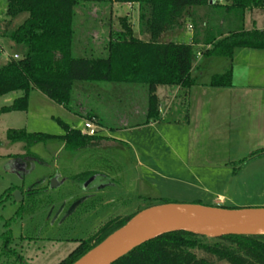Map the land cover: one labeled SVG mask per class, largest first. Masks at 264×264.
Masks as SVG:
<instances>
[{
	"label": "rangeland",
	"instance_id": "rangeland-1",
	"mask_svg": "<svg viewBox=\"0 0 264 264\" xmlns=\"http://www.w3.org/2000/svg\"><path fill=\"white\" fill-rule=\"evenodd\" d=\"M93 4L85 3L77 8L78 12L92 9V14L90 20L86 21L85 28L79 27L82 32L79 30L76 55H104L102 49L109 29L121 28L118 19L120 16L129 17L134 34L140 37L139 11L136 7L121 4L104 8L101 4ZM254 10L256 23L261 25L263 13L261 9ZM249 14L246 16L247 26L251 25ZM212 28L218 30V9L213 11L207 5L192 7L175 27L162 33L157 41L189 43V32L194 36L199 34L204 39ZM89 33L93 35L94 41L88 44ZM142 36L145 40L149 39L147 35ZM86 46V51L80 50ZM95 47L100 50H94ZM199 48L197 44L193 45L196 54ZM23 51L21 45L1 38L0 66L10 57L21 56ZM216 60L220 63L216 64L217 61H214L205 66L203 79L213 71L223 70L226 59ZM73 86L72 98L64 99L73 110L55 99L52 85L36 84L30 93L27 111H12L0 115V197L13 185L24 190L41 189L35 204L36 211L26 214L22 219H12L21 204L15 202L14 197L4 206L0 205V233L5 230L6 221L9 220L14 234L13 245L30 264H58L82 240L95 234L110 219L131 216L162 200L189 204L202 202L203 205L210 206L214 204L215 198L220 197L223 201L219 205L221 208L264 207V156L244 165L239 163L254 150L264 147L261 134L260 139L254 138L249 142L244 140L247 132H240L238 139L228 141L225 132L218 130V137L222 135L218 141L210 137L187 146L186 141L177 138L182 135V131H164V136H176L171 139L168 147L151 129L129 128L144 118L141 112L146 101V88L139 85L140 88L132 89L141 103L139 109L141 106L142 109L137 110L136 105L130 110L131 114L124 117L119 108L114 110L106 104L105 92L114 86H122V89L123 86L131 85L75 82ZM171 88L174 89L175 86L161 85L160 95ZM22 94V91H16L0 97V107L11 104ZM128 100L132 101L131 98ZM179 108L181 99L176 98L174 114L178 113ZM91 110L102 117L106 126L118 128L103 134L130 141L132 146L135 145L136 149L142 151L143 160L156 168L160 175L151 174L139 166L130 148L120 150L108 147L109 140H103L99 146L84 151H69L59 140L29 146L25 142H12L7 138L10 129L61 135L65 133V129L60 121L84 130L86 115ZM124 123L126 127L123 130L121 127ZM100 127L97 125L98 134L102 132ZM144 144L148 145L147 148L141 147ZM146 150H150L156 158L150 160L146 156L149 154ZM112 155L120 160L121 165ZM102 159L107 160L106 163ZM92 166L109 173L114 179L95 178L83 183L79 179H72ZM120 166L122 170L119 177ZM58 175L59 181H55L52 187L51 180ZM82 200H85L84 203L77 208ZM72 206L75 209L70 210ZM197 253L199 256L209 257L203 251ZM209 258L213 260V264H229L214 257Z\"/></svg>",
	"mask_w": 264,
	"mask_h": 264
},
{
	"label": "trees",
	"instance_id": "trees-1",
	"mask_svg": "<svg viewBox=\"0 0 264 264\" xmlns=\"http://www.w3.org/2000/svg\"><path fill=\"white\" fill-rule=\"evenodd\" d=\"M85 3L101 4L104 8H113L115 3L138 4L140 33L149 39L136 36L129 17L120 16L121 28L109 29L102 49L104 55H76L75 47L81 31L79 27L85 28L86 21L91 18L89 14L92 13V9L77 11ZM205 5L213 11L218 9V30L212 28L204 39L197 34L192 43L157 41L162 33L175 27L190 8ZM257 8L264 9V0H0V39L10 40L24 49L21 56L10 57L0 66V97L16 91L23 92L11 104L0 107V115L27 111L30 93L36 84L52 85L55 99L73 110L64 102L66 97L72 98L73 83L90 82L131 85L123 86L125 88L140 85L146 88L147 110L142 124L160 120L157 88L173 85L188 90L196 84L192 75L196 56L194 44H203V53L208 57L228 59H232L238 47L264 49V30L245 26L246 14ZM92 36L89 33L88 44L93 43ZM87 46L80 50L86 51ZM232 82L233 69L229 66L224 72L214 74L210 85L230 86ZM187 99L186 92L183 100ZM99 116L91 110L86 119L95 121L98 126L108 127ZM60 123L65 129L61 135L10 129L7 138L12 142H25L29 146L59 140L69 151L87 150L99 146L103 140H110L98 132L91 135L62 121ZM263 156L264 147H261L239 163L244 165ZM102 160L103 163L107 161ZM93 166L72 179H79L81 183L88 181L97 175V168ZM17 189L22 190L24 198L12 219H22L26 214L35 212L41 190H24L13 185L0 197V205L4 206L12 199ZM84 201H80L77 208ZM168 202L162 200L153 205ZM135 214L110 219L95 234L82 240L58 264L75 263ZM13 242L14 234L7 220L5 230L0 233V264H30ZM197 251H203L209 257L229 264H264V234L208 237L187 231L169 232L136 247L113 264H213L211 258L199 256Z\"/></svg>",
	"mask_w": 264,
	"mask_h": 264
},
{
	"label": "crops",
	"instance_id": "crops-1",
	"mask_svg": "<svg viewBox=\"0 0 264 264\" xmlns=\"http://www.w3.org/2000/svg\"><path fill=\"white\" fill-rule=\"evenodd\" d=\"M121 4H125L132 8L136 7V9L139 11L138 4L115 3L113 7H117ZM254 11L255 10L248 12L250 13L249 15H251L249 16L251 25H246L247 18L245 17V26L247 28H260L262 25H257L256 18L254 17ZM261 11L263 13L264 21V9H261ZM91 14L92 13L89 15L91 16ZM188 36L190 37L189 43H192L194 40L193 33L189 32ZM140 38L144 39L141 33ZM197 45L200 46V48L197 51L192 67V75L196 79V84L191 86L188 90L180 86H175L174 89H168L162 95L159 93V86L156 93L160 99V120H153L147 124H142L143 118L139 122L133 124L132 128H129L134 130L151 129L152 133L157 138H161V140L168 147L170 146L171 139L176 138V136H164V131L168 133L172 130L182 131V135L177 136V138L181 141H186L187 146H189V144L192 142L208 140L210 137L218 141L222 138V135L218 137V130L225 132V136L228 141H235L238 139L240 132H247L244 136L245 141L250 142L254 138L260 139L259 134H261L262 138H264V49L238 47L235 49L232 59H228L218 56L208 57L203 53L204 45ZM218 58L226 59L227 61L225 62L223 70L213 71L208 74L206 79H203L205 66H209V64L213 63L214 61H217L215 62L216 64L220 63L218 60H216ZM229 66H231L233 69L232 85L221 87L210 85L212 76L214 74L224 72ZM121 87L122 86H114L111 87L107 92L102 91L105 92V101L107 102L106 104L110 107H113L114 110L119 108V112L121 114L123 113L125 115L124 117H127L128 114H131L130 110L136 105V109L141 111L142 106L141 109H139V104L141 105V103L138 101V98L134 96L135 91L132 90L138 89L140 87H123L122 89ZM186 92L188 99L187 101H184L183 95ZM142 93L144 92L142 91ZM129 98L132 99L131 102L128 100ZM176 98L181 99V108H179L178 113L174 114L173 108ZM146 110L147 91L146 101L141 112L144 117L146 115ZM125 124L126 123H124L121 129H125ZM100 130L102 131L101 134L105 136L106 134H103L104 132L113 131L116 129H110L109 127L101 126ZM107 143H109L108 147H113L120 150L126 149L127 147L130 148L133 151L135 158H137L139 166L144 167L151 174L160 175L156 168L149 166V163H146L147 161L143 160L144 154L142 151L136 149L137 147H135V145L132 146L131 142L127 139H116L114 137H110V140ZM262 144L264 145V143ZM62 146H64V143H62ZM147 146V144L141 145L142 148H147ZM146 151L149 152V154H146V156H148L150 160L156 158L153 156L150 150ZM111 157L119 161L121 165L119 159L113 155ZM121 170L122 166H120V169L118 170L119 177ZM97 171V175L89 179L90 182L95 180V178L114 179L112 175L110 176L109 173H106L103 170L100 171L97 169ZM55 177H57V180L59 181L60 176L58 175Z\"/></svg>",
	"mask_w": 264,
	"mask_h": 264
},
{
	"label": "water",
	"instance_id": "water-1",
	"mask_svg": "<svg viewBox=\"0 0 264 264\" xmlns=\"http://www.w3.org/2000/svg\"><path fill=\"white\" fill-rule=\"evenodd\" d=\"M55 181L57 177L52 178V187ZM13 197L17 203L24 198L19 189L14 192ZM73 209L75 206L70 210ZM262 221L264 207L221 208L174 202L156 204L137 212L122 227L73 264H113L136 247L175 231H187L208 237L264 234V230H250Z\"/></svg>",
	"mask_w": 264,
	"mask_h": 264
},
{
	"label": "built area",
	"instance_id": "built-area-1",
	"mask_svg": "<svg viewBox=\"0 0 264 264\" xmlns=\"http://www.w3.org/2000/svg\"><path fill=\"white\" fill-rule=\"evenodd\" d=\"M260 29L264 30V21H263ZM14 57L18 58L19 56L16 55ZM84 126H85V129H84L85 132H87V133H89L91 135L96 134V132H97V124L95 123V121L86 120L85 123H84ZM222 203H223L222 198H220V197L218 198L217 197V198L214 199V204L215 205H221Z\"/></svg>",
	"mask_w": 264,
	"mask_h": 264
},
{
	"label": "bare ground",
	"instance_id": "bare-ground-1",
	"mask_svg": "<svg viewBox=\"0 0 264 264\" xmlns=\"http://www.w3.org/2000/svg\"><path fill=\"white\" fill-rule=\"evenodd\" d=\"M251 231H258V230H264V221H262L259 225L253 227L250 229Z\"/></svg>",
	"mask_w": 264,
	"mask_h": 264
},
{
	"label": "flooded vegetation",
	"instance_id": "flooded-vegetation-1",
	"mask_svg": "<svg viewBox=\"0 0 264 264\" xmlns=\"http://www.w3.org/2000/svg\"><path fill=\"white\" fill-rule=\"evenodd\" d=\"M18 190V189H17ZM22 191V190H21Z\"/></svg>",
	"mask_w": 264,
	"mask_h": 264
}]
</instances>
